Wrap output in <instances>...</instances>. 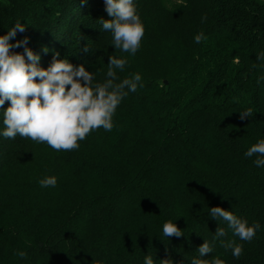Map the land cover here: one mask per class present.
<instances>
[{"label": "trees", "instance_id": "trees-1", "mask_svg": "<svg viewBox=\"0 0 264 264\" xmlns=\"http://www.w3.org/2000/svg\"><path fill=\"white\" fill-rule=\"evenodd\" d=\"M149 1L134 3L142 10ZM189 2L201 8L196 18L182 12L183 51L151 72L133 64L116 70L121 80L140 74L143 85L125 89L116 109L126 114L121 139L110 134L60 152L44 173L22 177L14 196L10 186L0 188V215L14 217L0 249L26 253L11 264H145L147 256L154 264L194 258L264 264V166L245 155L264 139V59H257L264 52V1ZM101 19H111L104 0H0V35L24 24L10 42L27 37L28 43L11 51L32 49L44 68L57 52L74 66L103 62L91 53L108 33ZM199 33L204 38L196 43ZM9 106L0 108V184L12 154L27 143L2 135ZM248 108L253 116L241 120L239 112ZM47 176L57 178L55 187L40 186ZM217 206L249 225L259 222L253 239L240 240L227 222L212 218ZM169 221L184 235L165 237ZM218 227L226 235L213 242ZM204 241L213 251L199 257ZM229 244L242 245L239 258Z\"/></svg>", "mask_w": 264, "mask_h": 264}, {"label": "clouds", "instance_id": "clouds-1", "mask_svg": "<svg viewBox=\"0 0 264 264\" xmlns=\"http://www.w3.org/2000/svg\"><path fill=\"white\" fill-rule=\"evenodd\" d=\"M105 10L111 19H101L102 30L112 34V45L116 50L135 55L141 46L145 27L138 14L134 0H104ZM206 17L202 18V21ZM26 26L19 21L6 35H0V108L6 101L10 106L3 112V137L30 139L36 143L46 144L54 151H72L80 146L88 135L100 128L111 131L114 127L113 116L117 107L128 94L142 87L141 75L134 74L117 82V72L124 70L127 60L110 56L107 79L103 83H93V73L83 64L74 66L68 59H59L55 53L51 64L40 67V56L25 47L24 53H15L14 47L26 46L28 38L12 44L10 41L17 32L23 33ZM204 38L203 33L194 37L196 43ZM47 51V49H45ZM89 53L88 45L82 49ZM264 59V52L257 57ZM255 67V65H254ZM127 89L128 91H125ZM240 113V119L253 116L248 108ZM247 157L257 156V167L264 166V139L253 144L245 153ZM57 178L47 176L39 180L41 187H55ZM209 215L227 222L233 234L240 240L251 241L260 228L259 222L249 225L246 219L237 217L232 211L222 207H212ZM163 235L181 237L183 231L171 221L164 223ZM226 231L218 227L213 242L224 237ZM232 255L239 258L243 252L242 245L229 244ZM199 257H205L213 249L207 241L198 247ZM14 255L24 258L26 253L19 251ZM145 264H154L153 258L147 256ZM161 264H173L170 259L161 260ZM191 264H224L219 258L212 261L194 258Z\"/></svg>", "mask_w": 264, "mask_h": 264}, {"label": "rangeland", "instance_id": "rangeland-1", "mask_svg": "<svg viewBox=\"0 0 264 264\" xmlns=\"http://www.w3.org/2000/svg\"><path fill=\"white\" fill-rule=\"evenodd\" d=\"M190 4L191 7L187 10ZM200 8L198 3L193 4L189 2V0H150L149 4L142 8V10L141 8L137 10L144 24L145 34L141 46L135 55L116 50L114 45H112V34L110 32L104 33L98 39L95 45L96 48H93L91 53L93 55L94 52L96 58L103 62L95 60L97 67H92L91 65L85 67L87 71L93 73V83H103L107 79L106 73L108 70V63L104 61L106 58L109 59L110 56L126 59V65L130 67L133 64L136 66V71L138 72L144 70L151 72L155 66H157V63L159 65L161 61L176 57V55L186 47H181L182 37H185L180 29L182 17L185 15L182 12H192V18H196L199 15L198 11ZM80 26L77 25L76 29H79ZM184 44H186V42ZM117 77V82L122 81L118 73ZM125 115V112H115L113 116L114 127L110 132L105 131L103 128L97 129L79 143L98 141L100 139L107 141L109 138L108 135L110 134L113 137L116 136L117 140L121 139L123 132L122 126H124L123 123L127 122L125 121ZM26 142V144L20 145L12 154L6 168V179L3 178L0 184L1 191H5V187L10 186V188L7 189L12 193V196L18 193V189L13 187L15 184L21 186L19 182L22 181V177L29 174L39 175L42 172L44 173L47 166L52 164L53 160L62 152L54 151L46 144L36 143L30 139H27ZM1 162L2 160L0 159V163ZM98 187L99 185L95 184L91 186V189L94 191ZM108 189L109 187L106 188V192L110 191V189ZM89 192H91V190H89ZM12 220H14L13 216L11 217L8 214L7 216L0 215V237L8 230V225ZM19 251L20 249L16 252ZM16 252H7L3 246L0 249V264H11L10 260L14 262L18 258L17 255H14Z\"/></svg>", "mask_w": 264, "mask_h": 264}]
</instances>
